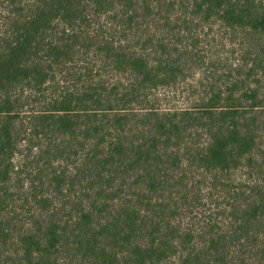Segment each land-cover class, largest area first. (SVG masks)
Wrapping results in <instances>:
<instances>
[{
    "label": "trees",
    "instance_id": "trees-1",
    "mask_svg": "<svg viewBox=\"0 0 264 264\" xmlns=\"http://www.w3.org/2000/svg\"><path fill=\"white\" fill-rule=\"evenodd\" d=\"M179 11L263 58L264 0H0V264H264L256 86L149 105L196 56Z\"/></svg>",
    "mask_w": 264,
    "mask_h": 264
},
{
    "label": "rangeland",
    "instance_id": "rangeland-1",
    "mask_svg": "<svg viewBox=\"0 0 264 264\" xmlns=\"http://www.w3.org/2000/svg\"><path fill=\"white\" fill-rule=\"evenodd\" d=\"M186 15L181 11L174 12L168 28L176 26L174 29L176 31L178 25L182 26ZM240 34L238 31L227 29L218 21L202 25L195 20L190 25V32L178 29L175 35L178 47L184 50L187 46H192L196 56L187 64L183 75L175 84L159 89L157 97H148L149 105L157 107L164 113L181 108L195 110V105L203 95L210 93L211 89L215 90L214 86H219V83L222 84L228 78L235 77L240 80L246 79L244 81L246 84L255 85L259 97L264 99V56L255 59L254 51H251L253 52L251 57L247 56L248 48L245 47L246 42ZM254 43L262 45L261 51H264V37ZM251 63H253L251 67L254 68L253 75L247 76L250 68L248 64ZM155 98L157 102H154ZM258 112H260L259 121L264 126V110L260 109ZM258 134L260 137L257 139V151L264 153V128H261ZM28 172L26 169L21 171V178H26ZM20 186L22 187L18 193L14 194V205L24 208L33 207L32 199L25 202L26 195L31 194L27 182L23 181ZM25 214L22 213L19 217L22 218Z\"/></svg>",
    "mask_w": 264,
    "mask_h": 264
}]
</instances>
